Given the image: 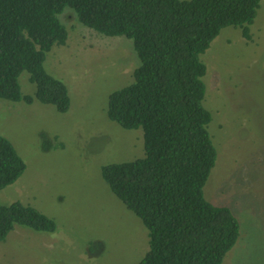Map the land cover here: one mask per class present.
Returning <instances> with one entry per match:
<instances>
[{
	"label": "rangeland",
	"instance_id": "rangeland-1",
	"mask_svg": "<svg viewBox=\"0 0 264 264\" xmlns=\"http://www.w3.org/2000/svg\"><path fill=\"white\" fill-rule=\"evenodd\" d=\"M58 17L67 38L46 52L43 64L65 84L68 109L0 97V135L25 163L0 189V203L29 204L56 228L15 225L0 241V264H135L148 249L147 229L100 169L143 156L141 128L125 129L106 115L108 95L132 82L139 59L131 39L84 26L69 7ZM248 28L250 39L239 27L222 28L199 56L216 149L203 195L229 207L239 224L221 264H264V0ZM18 80L21 92L33 96L28 73Z\"/></svg>",
	"mask_w": 264,
	"mask_h": 264
},
{
	"label": "trees",
	"instance_id": "trees-1",
	"mask_svg": "<svg viewBox=\"0 0 264 264\" xmlns=\"http://www.w3.org/2000/svg\"><path fill=\"white\" fill-rule=\"evenodd\" d=\"M260 0H0V97L69 107L65 84L49 74L44 59L63 45L58 15L71 8L86 27L131 39L139 59L132 82L113 90L106 115L125 129L141 128L143 156L101 166L102 180L147 229L148 249L135 264H221L239 224L231 209L205 199L203 185L216 159L203 106L205 65L200 59L226 26L248 25ZM26 71L34 95L23 94ZM49 146V145H46ZM45 146V147H46ZM25 163L0 135V189ZM15 225L53 232L55 221L19 201L0 203V241Z\"/></svg>",
	"mask_w": 264,
	"mask_h": 264
}]
</instances>
